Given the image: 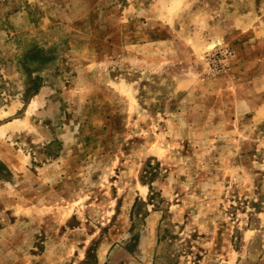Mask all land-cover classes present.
I'll use <instances>...</instances> for the list:
<instances>
[{
	"label": "rangeland",
	"instance_id": "obj_1",
	"mask_svg": "<svg viewBox=\"0 0 264 264\" xmlns=\"http://www.w3.org/2000/svg\"><path fill=\"white\" fill-rule=\"evenodd\" d=\"M0 264H264V0H0Z\"/></svg>",
	"mask_w": 264,
	"mask_h": 264
},
{
	"label": "bare ground",
	"instance_id": "obj_2",
	"mask_svg": "<svg viewBox=\"0 0 264 264\" xmlns=\"http://www.w3.org/2000/svg\"><path fill=\"white\" fill-rule=\"evenodd\" d=\"M214 44H215V42H212V43H209L208 45H209V46H212V45H214Z\"/></svg>",
	"mask_w": 264,
	"mask_h": 264
}]
</instances>
